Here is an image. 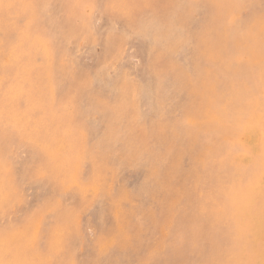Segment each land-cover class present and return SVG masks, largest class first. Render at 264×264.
<instances>
[{
    "label": "rangeland",
    "instance_id": "1",
    "mask_svg": "<svg viewBox=\"0 0 264 264\" xmlns=\"http://www.w3.org/2000/svg\"><path fill=\"white\" fill-rule=\"evenodd\" d=\"M25 1L2 0L0 3V15L7 11L0 18V44L4 51L11 50L18 42L13 38L12 30L2 23L13 9H17L20 17L26 16L28 10L20 6ZM32 1L34 12L39 17L28 30L37 38L35 42L26 40V46L33 44L32 49L35 51L45 49L51 59L62 64L57 63L44 80L36 79L34 74H29V70H26L27 65L22 63L25 53L12 59L3 54L1 59L6 57L4 62L9 65L8 68H0L9 70L12 63L19 64V68L26 74L25 91L32 87L39 89L40 85L37 83H42L44 89L40 99L44 95L52 98L50 107H64L67 106L66 102H73L75 110L70 118L68 133L81 144L77 155H73L74 160L65 166L67 177L64 176L65 182L59 189L46 182L41 174L31 178L24 172H18L13 175L16 181L9 183L0 178V193L4 200L0 209L2 226L18 227L22 222H28L25 234L28 236V245L35 250L27 253L30 264H38L40 257L51 253L52 244H57L55 239L58 219L69 223L65 229L71 238L68 249L72 250L66 251V254L70 261H77L78 264H89L94 257L91 248L98 242L102 244L98 251L109 249L117 252L114 264H145L149 256L152 264H164L172 261V257L178 253L177 257L180 259L175 257V260L181 263V260H189L190 264H205L209 261L208 258L217 257V249L227 244L225 225L205 220L203 228L198 229L200 231L182 238V227L175 226V215L177 207L179 210L185 208V205L181 203L178 206V203L162 201V198L167 197L166 194L170 192L171 197L178 198L186 191L179 184L175 188V178L174 185L169 189L153 185L152 178L150 182L146 176V168L149 160L157 158L158 162H171L176 153L179 154L184 148L180 147L181 150L175 153V145L189 129V115L181 114L175 118L173 103L175 99H185L184 104H188L191 98L187 94V88L183 87L188 85L187 79L180 81L177 74L187 71L195 73V69L206 72L213 67L209 58L202 54L201 60L190 63L182 45L196 46L213 32L220 31L236 36L239 40L240 44H232L227 54L236 58L242 55L241 60L234 64L235 67L243 66L244 61L252 57L251 54L256 53L263 58L264 0H121L115 8L112 0ZM123 8L131 12L127 13ZM143 20H147V25L138 27V22ZM213 25L216 27L209 31ZM32 29L34 30L31 31ZM251 34L257 37L259 48L255 50L246 40V36ZM7 38L10 39L5 41ZM215 41L220 42L217 39ZM216 42L207 48L201 47L202 52L207 54V49ZM153 55H157L154 61H159L155 64L163 69L161 75L164 86L159 89L154 78L159 73L151 66ZM254 61L256 60L248 64L252 65ZM255 65L258 67L261 63L256 61ZM219 74V78L214 80L219 88L226 91L232 89L242 98L248 96L243 83L252 84L253 72L243 70L238 73L233 68ZM202 79L208 81L211 78ZM121 83H125L126 87H119ZM179 84L182 86L177 87ZM262 86L261 82L253 91H261ZM157 95L159 103L155 98ZM37 111L39 112V108ZM250 112L251 109L247 114ZM160 120L162 130L155 131ZM111 127L112 132H109ZM4 136L0 132L2 141L5 140ZM243 137L246 144L255 149L254 175L257 188L253 195L258 203L255 204L254 212L263 229L260 235V257L263 258V103L255 110L251 126L245 128ZM12 138L10 137L11 142L7 145L9 153L5 158L6 162L25 165L32 153L30 144L22 136ZM194 138L196 141H183L188 151L193 146L197 149L204 139L202 135ZM65 147L66 145L63 146ZM122 149H126L128 155H124ZM103 156L105 158L101 160ZM58 160L63 162L65 158L60 157ZM98 164L104 167V174L101 176L106 177L101 187L88 183L93 175L91 170L99 167ZM37 166L40 167L39 161ZM240 166L235 173L246 174L245 178L248 179L252 173L250 167ZM173 173L177 183H183L191 177L188 169L179 168ZM228 175L225 172L223 177L211 179L208 187L217 188L226 184ZM11 190L16 191V196L9 193ZM120 192L125 196V204L132 208L128 218L137 229V233L128 234L126 239H118V234H114L116 237L104 235L109 222L115 225L120 223L117 206H109L110 196ZM157 194L162 197L154 201ZM154 202L159 207L153 217L151 212H145L148 209L152 211ZM63 214H67L68 218H62ZM170 223L172 224L169 225ZM127 229L126 231L129 230ZM204 240H208L210 244L200 245L199 248V243ZM165 242L169 244L163 247ZM126 244H130L128 249ZM191 245L193 250L190 251ZM62 250L64 251L63 247ZM183 252L185 257L180 254H184ZM62 258H66L65 255H55L52 264H59Z\"/></svg>",
    "mask_w": 264,
    "mask_h": 264
},
{
    "label": "bare ground",
    "instance_id": "2",
    "mask_svg": "<svg viewBox=\"0 0 264 264\" xmlns=\"http://www.w3.org/2000/svg\"><path fill=\"white\" fill-rule=\"evenodd\" d=\"M112 1L114 2L113 8H115L121 0ZM1 2L2 0H0ZM33 4L32 0H26L23 2V5H20L28 10L26 16L20 17L17 14V9H13L8 12L7 20L2 23V25L8 26L12 30L13 38L18 44L12 47L11 50L8 49V51H4V47L0 44V67L8 68L7 66L9 65L4 62L5 56L4 59H1L3 54H6L7 58L12 59L21 57L25 53L22 63L27 65L26 70H29V74H34L36 79L44 80L45 76L52 73L57 63L58 65L62 63L51 59L48 51L45 49L35 51L32 49L33 44H29L28 47L26 46V40L35 42L37 38L28 30V27L32 28L39 17L34 12L35 6ZM123 9L127 13L131 12L128 9ZM124 10L122 13H124ZM6 12H3L0 18ZM146 21H139L138 27H145L147 25ZM214 27L216 26L213 25L209 31L213 30ZM65 28L68 27L65 26ZM37 36L39 35L37 34ZM10 38L5 39V41H8ZM216 39L220 40V42L217 43ZM246 40L248 44L253 46L254 50L259 48L255 34L246 36ZM213 42H216V44L207 49V54L202 52L201 47L207 48ZM232 44L233 46L240 44L236 36H230L226 32L215 31L196 46L182 45L183 47L181 48L186 52L190 63L201 60L202 56L200 54H202L209 58L210 62L213 63V67L206 72L201 71L202 69H195V73L187 71V73L177 74L180 81L187 79L188 85L183 87L187 88V94L191 98L188 104H184L185 99H175L173 103L175 104V118L181 114L189 115V129L184 135H181V141L175 145V153L181 150L180 147L184 148L179 154L176 153L175 159L173 158L171 162H158V158L153 161L149 160L146 176L149 180L152 178L153 185L161 186L165 189H169L174 185L175 178V188L176 184H179V187L181 186L186 191V193L178 198L171 197V192L166 194L167 197H164L166 199L162 198V201L169 200L170 202H175V204L178 203V206L181 203L185 205V208H179V210L177 207L175 215V226L182 227V238L190 237L195 232L200 231L198 229L203 228L205 220H214L225 225L224 236L227 244L217 249V257L208 258L209 261L205 264H264V257H260L262 245L260 235L263 229L259 225L254 212L255 204L257 205L258 203L256 201L257 198L253 195L257 188L256 175H254L256 174L254 169L256 166V161L254 160L255 149L247 145L243 137L245 128L251 126V118L255 110L261 103L264 104V57L262 58L256 53L251 54L252 57L247 58L243 66L235 67L234 64L238 60H241L240 57L242 55H239L237 58L227 55ZM250 50L252 51V49ZM156 56L153 55L151 66L159 73L156 76L154 75L157 89H159L164 86L161 75L163 69L158 64H155V62H159L158 60L154 61ZM252 60H256L261 65L257 67L255 65L256 61L252 65L248 64ZM19 67V64L14 65L12 63V67L9 70L0 68V132H3L5 135L3 137L5 140L2 141L0 139V178H4L9 183V181H16L13 175L18 172H24L31 178L37 174H41L46 182L59 189L62 183L65 182L64 176L67 177L65 166L74 160L73 155H77L80 149L78 147L81 144H79L78 139L73 140L75 137H70L68 133V126L70 125L72 112L75 110V104L73 102H66L67 106L64 107H50V103L53 101L51 100L52 98L44 95L40 99V94L44 89L42 83H37L40 85L39 89L38 87H32L25 91L24 81L26 74ZM233 68L238 73H241L243 70L253 72L251 75V77L254 76L251 80L252 84L243 83L244 90L248 94L246 98H242L240 94L232 89L226 91L219 88L214 81L219 78L220 72H229ZM204 77L211 79L206 81L202 79ZM261 82L263 84L260 87L262 90L258 92L253 91L255 86L260 85ZM181 86L179 84L177 87ZM119 87H126L125 83H121ZM155 98L159 103L160 98H158V95ZM37 108H39V112ZM249 109H251V112L247 114ZM229 112L233 114H229ZM228 114L231 116L229 117ZM158 129L162 130L161 120L154 130ZM109 132H112V127L109 129ZM196 135H202L204 139L198 144L197 149L193 146L188 151V148L183 145V141H193ZM16 136H22L30 144L32 150L25 165L7 163L5 159L9 153L7 145L11 142L10 137L14 139ZM65 145L66 147L63 148ZM122 150H124V155H128L126 149ZM162 152L165 153L164 151ZM60 157L65 158V160L63 162L59 161ZM105 157L103 156L100 159L104 160ZM38 161L40 162V167L37 166ZM189 163L191 164L189 165ZM240 164L243 167H250L252 173L248 179L245 178L246 174L235 173L241 167ZM98 166L93 171L91 170L93 175L91 176V181L88 183L101 187L106 177L101 176L102 173L104 174V167H100V164ZM179 168L182 170L188 169L191 174V177L183 183H177L176 175L174 176L173 173L174 170L176 171ZM18 169L20 170L18 171ZM225 172L229 173L226 176L229 179L226 184L217 188L208 187L211 179L223 177ZM263 179L261 178V180ZM9 193L16 196V191L11 190ZM110 197L112 198L109 206L112 204L117 206L120 223L115 225L109 222L106 225L104 235L112 237L115 236L114 234H118V239H126L128 238V234L137 233L136 227L132 226L128 218V215L132 212V208L125 204V196L120 192ZM160 197L162 196L157 194L154 201H158ZM3 201L0 193V209L3 206ZM158 207V203L154 202V206H151L153 208L152 211L148 209L145 213L149 214L151 212V215L154 217L153 213L156 212L155 210ZM187 209L191 211H185ZM62 218H68L67 214H63ZM56 223L58 231L55 241L57 244H52L51 253L46 257H40L37 261L38 264H52L55 255L62 254L66 258L60 259L59 264H78L77 261H70L66 254V251L70 252L72 250L71 248L68 249L71 238L68 236V230L65 229V227L69 226V223H66L64 219H58ZM196 223H200V225L196 226ZM27 227L28 222L26 221L22 222L18 227H4L0 223V264L31 263V260L27 259V253H33L35 250L28 245V236L25 234L28 230ZM126 228L129 230L127 229L128 231H126ZM206 241L204 240L202 243H199L198 247L200 248V245L208 246L210 242ZM168 244L166 242L163 243V247ZM171 244L173 245V243ZM101 245L98 242L91 248L94 257L88 263L114 264L117 259L115 257L117 252L113 250L109 251V249L98 251L97 249ZM125 247L128 249L130 244H126ZM189 250H193L192 245ZM178 254L172 257V261L164 262V264H190L189 260L186 261L187 263L183 260H181L183 263L175 260ZM180 254L185 257V253ZM30 258L32 259V257ZM150 260L151 256L146 258L148 264H152Z\"/></svg>",
    "mask_w": 264,
    "mask_h": 264
}]
</instances>
